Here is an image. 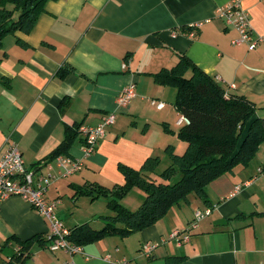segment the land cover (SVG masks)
<instances>
[{"label":"crops","instance_id":"obj_1","mask_svg":"<svg viewBox=\"0 0 264 264\" xmlns=\"http://www.w3.org/2000/svg\"><path fill=\"white\" fill-rule=\"evenodd\" d=\"M231 1H47L28 34L16 32L2 40L0 157L8 145H15L24 163L32 166L46 160L64 139L65 126L93 127L117 111L115 122L92 154L83 157L81 136L74 141L69 155L81 160V170L48 187L47 199L57 201L59 188L74 193L72 186L95 184L111 189L122 185L120 165L139 170L147 159H164L168 146L181 154L184 147L176 135L180 115L170 102L176 92L156 85L152 78L174 66L181 54L228 92L264 108V44L254 51H248L245 44L232 45L238 34L218 17V10ZM238 1L249 15L253 37L264 35V0ZM186 27L191 30L186 32ZM62 68L72 72L60 78L57 72ZM132 83L135 98L117 110V95ZM151 99L163 102L164 107L156 109ZM140 108L154 117L142 116ZM153 127L158 132L151 139L147 130ZM263 163L264 143L247 166H238L210 183L204 198L189 195L142 231L119 240L102 239L73 255L51 252L46 243L34 242L24 264H116L123 260L128 264H264V215H256L264 212V170L257 171ZM177 173L169 182L177 180ZM131 193L122 205L134 211L140 205L129 206L145 196ZM205 208L211 209L210 214L189 231L187 243L179 246L170 239L172 231L188 230L193 213ZM55 214L68 230L76 222L63 210ZM101 217L105 216L89 223L99 226L104 221ZM46 233V221L28 202L19 197L4 200L0 204V264L8 262L18 248L13 242L6 244L8 238L26 240ZM145 244L153 246L149 257L141 253Z\"/></svg>","mask_w":264,"mask_h":264},{"label":"trees","instance_id":"obj_2","mask_svg":"<svg viewBox=\"0 0 264 264\" xmlns=\"http://www.w3.org/2000/svg\"><path fill=\"white\" fill-rule=\"evenodd\" d=\"M47 1L50 0H0V47L6 35L16 32L28 34ZM187 30L191 28L186 27ZM16 42L25 45L18 39ZM69 72L72 70L62 68L57 75L63 78ZM152 78L156 85L176 90L173 106L187 120L180 125L176 135L186 143V149L178 156L172 147L165 148L171 165L158 176L162 181L151 176L159 159L150 158L139 170L120 165L118 169L124 183L111 189L95 184L72 186L75 197L85 195L94 200L104 195L108 208L113 212L111 217H101L104 221L98 227L86 222L70 228L66 239L73 245L84 248L111 234L128 237L156 223L189 195L204 198V191L210 183L238 166H247L264 143V116H257L254 103L225 90L187 56L179 55L174 66L152 74ZM80 127L81 124L65 126L64 139L44 161L70 157L69 151L80 137ZM41 162L32 166H39ZM176 170L179 174L177 180L169 182ZM134 187L139 188L145 197L136 210L130 211L121 204V200ZM256 215L262 216L264 212ZM8 242H13L18 248L5 264H24L29 256L28 249L34 242L45 245L48 241L45 234L26 240L11 236L6 244Z\"/></svg>","mask_w":264,"mask_h":264},{"label":"built area","instance_id":"obj_3","mask_svg":"<svg viewBox=\"0 0 264 264\" xmlns=\"http://www.w3.org/2000/svg\"><path fill=\"white\" fill-rule=\"evenodd\" d=\"M218 17L223 20L226 26L233 28L238 34V37L231 42L232 45L245 44L248 51H254L257 46L264 44V35L253 37L254 32L251 29L249 15L241 7L238 0H232L220 8ZM122 67L124 68L125 65ZM230 87L234 88L233 85ZM134 98L135 85L133 83L128 84L121 89L115 99L117 110L127 107ZM150 105L158 110L164 107L163 102L154 99L150 100ZM116 116L117 111L110 112L103 116L98 125L80 127V138H82L80 152L84 158L96 150L97 145L106 135L107 127L115 122ZM184 123H187V120L183 116H180L176 121L179 126ZM81 166V160L66 156H60L48 162L43 161L39 166H27L15 145H8L7 150L0 157V204L10 197H19L28 202L32 209L47 223L46 239L48 242L46 247L51 252L64 251L70 255L82 253L81 246L73 245L66 239L69 231L55 214L57 201L49 200L46 197L48 187L55 180L73 176L81 170ZM54 169L55 172L53 173ZM263 170L264 163L257 171L262 173ZM239 188V186L236 187V189ZM210 212V208L196 210L188 230L184 232L172 231L170 239L175 240L179 246L187 243L189 231L194 229L198 222L208 216ZM152 250L151 244L143 246V253L146 257L150 256ZM116 264H128V262L123 260Z\"/></svg>","mask_w":264,"mask_h":264},{"label":"rangeland","instance_id":"obj_4","mask_svg":"<svg viewBox=\"0 0 264 264\" xmlns=\"http://www.w3.org/2000/svg\"><path fill=\"white\" fill-rule=\"evenodd\" d=\"M7 7H8V9L11 8V6L9 4H8ZM173 92L175 93L174 89H173ZM173 97H174L173 99H175V96H173ZM170 102L173 104L174 100H171ZM255 107H256V105H255ZM123 109H125V108H123ZM138 113L141 114L142 116H145V117H148V118H153L154 117L153 112H149L147 109L140 108ZM256 114H257V116H264V108L260 109V108L256 107ZM147 132H149L148 137L153 139L155 137V135H156L155 133L158 132V129L156 127H153L152 131L151 130L150 131L147 130ZM180 142L182 143V145L184 147L182 152H181V154H178V153L175 154L173 152L175 155H178V156L182 155L184 153L183 151H185V149H186V143L181 141V140H180ZM165 155H164V159H162L161 161L157 162L156 166L153 168V173H151V174L156 175V177H158L163 171H165V169L167 167H169L171 165L169 156L166 153H165ZM54 172H55V169L53 170V173ZM173 175H175V174H173ZM176 176L178 177L179 174L176 175ZM70 177H67V178L62 177V178H59V179H57L55 181L60 183L61 181L67 180ZM158 179L161 180L160 177H158ZM131 191H132L131 195L134 194L137 191L140 192V194L142 192L139 188L134 187V188L130 189V191L126 194V196ZM58 193L61 196L57 200L58 204H57V206L55 208V210H56L55 212L57 213L58 211H62L63 210V213H65L68 216V218L69 217L73 218L76 221V222H74V224L69 225L70 228L73 227L74 225H78V224H81V223H84V222H100V216H102V215L103 216H107V215L111 216L112 215V211L108 208V206L106 204L107 203V198L104 195L97 196L94 200H91L90 196L80 195V196H76L75 197L74 193L72 191H69L67 193L64 190H60V188L58 189ZM122 200H121V204L123 202ZM93 202L95 204L94 206H93ZM141 203L142 202L139 201L138 204H131V206H129V207H130V209H135ZM68 204H69V206H68ZM64 222L66 223L65 226L67 227L68 223H69L68 219L64 220ZM111 238L114 239V240L115 239H118V240L121 239V237L114 236L112 234L110 236L105 237L104 239L108 240V239H111ZM114 250H115V248H114ZM136 253H137V251H136ZM141 253L143 255L142 251H141Z\"/></svg>","mask_w":264,"mask_h":264}]
</instances>
